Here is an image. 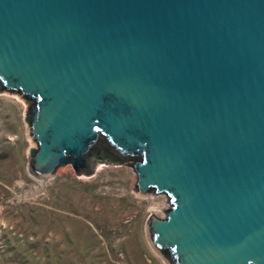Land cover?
I'll return each mask as SVG.
<instances>
[{
    "label": "water",
    "instance_id": "1",
    "mask_svg": "<svg viewBox=\"0 0 264 264\" xmlns=\"http://www.w3.org/2000/svg\"><path fill=\"white\" fill-rule=\"evenodd\" d=\"M3 92L44 184L131 167L165 263L264 264V0H0Z\"/></svg>",
    "mask_w": 264,
    "mask_h": 264
},
{
    "label": "rangeland",
    "instance_id": "2",
    "mask_svg": "<svg viewBox=\"0 0 264 264\" xmlns=\"http://www.w3.org/2000/svg\"><path fill=\"white\" fill-rule=\"evenodd\" d=\"M28 106L0 93V264H167L150 244L146 223L164 218V194L134 190L125 165L99 164L90 177L71 165L46 179L28 170Z\"/></svg>",
    "mask_w": 264,
    "mask_h": 264
},
{
    "label": "trees",
    "instance_id": "3",
    "mask_svg": "<svg viewBox=\"0 0 264 264\" xmlns=\"http://www.w3.org/2000/svg\"><path fill=\"white\" fill-rule=\"evenodd\" d=\"M102 156L105 158V161H109V158L106 156V154H103Z\"/></svg>",
    "mask_w": 264,
    "mask_h": 264
}]
</instances>
